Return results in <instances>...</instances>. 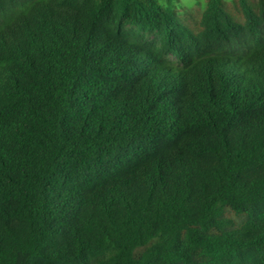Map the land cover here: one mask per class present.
<instances>
[{"label":"trees","instance_id":"1","mask_svg":"<svg viewBox=\"0 0 264 264\" xmlns=\"http://www.w3.org/2000/svg\"><path fill=\"white\" fill-rule=\"evenodd\" d=\"M0 0V264H264V0Z\"/></svg>","mask_w":264,"mask_h":264},{"label":"rangeland","instance_id":"2","mask_svg":"<svg viewBox=\"0 0 264 264\" xmlns=\"http://www.w3.org/2000/svg\"><path fill=\"white\" fill-rule=\"evenodd\" d=\"M163 2H169V0H162ZM175 3L179 4L183 7L184 10L192 11L196 14V10L204 7L206 4V0H173Z\"/></svg>","mask_w":264,"mask_h":264}]
</instances>
